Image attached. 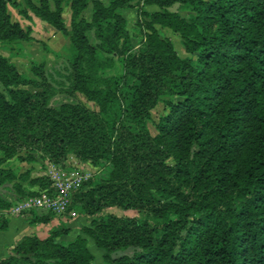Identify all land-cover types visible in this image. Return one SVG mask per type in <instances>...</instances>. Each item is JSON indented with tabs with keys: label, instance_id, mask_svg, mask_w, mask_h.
<instances>
[{
	"label": "trees",
	"instance_id": "trees-1",
	"mask_svg": "<svg viewBox=\"0 0 264 264\" xmlns=\"http://www.w3.org/2000/svg\"><path fill=\"white\" fill-rule=\"evenodd\" d=\"M23 1L20 14L31 11L67 35L69 46L61 70L41 63L32 76L0 55V185L13 182L22 193L27 180L37 187L30 195L53 197L48 176L29 178L3 164L31 162L33 152L54 164L73 157L104 167L72 191L65 211L91 218L84 232L107 264H264V0ZM174 4L187 14L169 10ZM128 8L149 17L136 47L122 13ZM154 24L177 33L188 55L179 56ZM29 33L0 0V44L18 55ZM117 60V73L100 74ZM56 87L82 93L96 108L53 106ZM159 102L165 111L154 122ZM12 205L0 197V231ZM26 212L30 222L54 218L19 210ZM67 230L19 235L0 264H91L86 238L57 240Z\"/></svg>",
	"mask_w": 264,
	"mask_h": 264
},
{
	"label": "rangeland",
	"instance_id": "rangeland-1",
	"mask_svg": "<svg viewBox=\"0 0 264 264\" xmlns=\"http://www.w3.org/2000/svg\"><path fill=\"white\" fill-rule=\"evenodd\" d=\"M107 2L108 0H103ZM61 18L65 27H70V9L65 3L62 5ZM25 8L23 0H6V10L13 21H17L22 27L28 28L30 31V39L21 42L20 51L18 55H11L8 49H5L0 44V55L10 57L15 64L19 73L26 76H32L31 66L43 63L51 72L54 73V69L61 70L64 64V55L66 54L69 46L68 36L62 33L60 30L54 28L46 21L40 19L31 11L28 12V16L20 14V10ZM142 9L147 12H154L159 10L155 5H142ZM171 11L179 12L180 15H186L187 11L182 9L178 4H174L168 8ZM92 11V3L89 2L87 7L82 11L81 16L89 19ZM123 15L126 19V29L129 34V40L132 46L136 47L143 39L148 30L143 23V20H149V17L144 14H140L135 8H128L123 10ZM160 33L168 36L173 43V47L177 54L181 57L188 54L183 50L180 37L177 33L173 32L169 28L161 27L158 24H154ZM89 41L91 43L96 42L93 36V32L87 33ZM120 63L117 60L116 64L112 68L103 69L100 74L103 76H110L117 73ZM66 83V82H65ZM63 102L71 103H84L89 108L95 109L96 106L88 102L84 95L80 92H74L67 94L60 91L59 87H56L54 94L51 97V104L58 107ZM165 111V105L163 102H159L152 110V119L155 122L159 115ZM149 127L152 133H155L154 125L149 122ZM28 151H22L21 154L25 156ZM34 159L31 162L22 161L17 157L8 159L4 162V167H9L17 171L28 170L29 178H33L37 175H46L55 183L65 182V178H68L72 184L76 182H82L87 178L103 173L104 167L94 166L87 162H80L73 157H70L64 164H54L48 160L47 157L40 155L37 152L32 153ZM23 192L18 193L13 186V182H6L0 185V197L13 202L10 209L12 217H18L25 220L29 229L27 232H21V234L36 233L39 237H46L49 230L53 226H67L68 230L66 234L60 235L58 241H70L77 236H82L87 240V246L90 252L93 254L91 264H107L102 257V249L97 247L94 240L84 232V227L90 225L91 218L87 216H77L74 211L66 212L65 209L60 211V199L53 196V200H57L55 206H48V204L38 203V197L30 195L31 190H36L37 187L28 183L27 180L20 181ZM23 208H32V210L38 215H45L49 212L54 214V218L47 223L34 221L30 222L31 216L27 214H20L19 210ZM54 209V210H53ZM109 211L116 212L117 214L126 213L131 214L130 210L122 211L118 208H109ZM27 215V216H26ZM11 217V218H12ZM47 224V225H46ZM45 225V226H44ZM18 235V236H19ZM17 236V237H18Z\"/></svg>",
	"mask_w": 264,
	"mask_h": 264
},
{
	"label": "crops",
	"instance_id": "crops-1",
	"mask_svg": "<svg viewBox=\"0 0 264 264\" xmlns=\"http://www.w3.org/2000/svg\"><path fill=\"white\" fill-rule=\"evenodd\" d=\"M28 229L29 225L25 220L18 217H12L9 220L8 228L0 231V257L4 255V246L14 241L21 232H27Z\"/></svg>",
	"mask_w": 264,
	"mask_h": 264
},
{
	"label": "built area",
	"instance_id": "built-area-1",
	"mask_svg": "<svg viewBox=\"0 0 264 264\" xmlns=\"http://www.w3.org/2000/svg\"><path fill=\"white\" fill-rule=\"evenodd\" d=\"M80 184L76 182L72 184L68 178H65V182L55 183L53 181V186L56 190V196L60 199V211L65 209L66 204L69 202L70 195L72 191ZM54 198V197H53ZM52 197L40 198L38 197V203H45L48 206H55L57 200H53ZM54 210V209H53Z\"/></svg>",
	"mask_w": 264,
	"mask_h": 264
}]
</instances>
